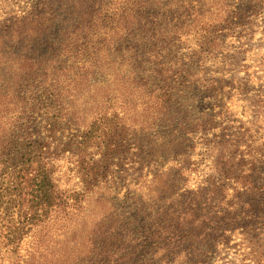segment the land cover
<instances>
[{"label": "trees", "instance_id": "trees-1", "mask_svg": "<svg viewBox=\"0 0 264 264\" xmlns=\"http://www.w3.org/2000/svg\"><path fill=\"white\" fill-rule=\"evenodd\" d=\"M51 2L0 17V264H214L236 230L264 255V143L186 96L192 84L221 100L257 90L243 59L264 1L87 0V30L50 36ZM161 124L181 160L149 177L138 140ZM198 137L235 148L191 188ZM136 171L139 192L117 198Z\"/></svg>", "mask_w": 264, "mask_h": 264}, {"label": "rangeland", "instance_id": "rangeland-1", "mask_svg": "<svg viewBox=\"0 0 264 264\" xmlns=\"http://www.w3.org/2000/svg\"><path fill=\"white\" fill-rule=\"evenodd\" d=\"M34 2L35 0H0V17L6 16L10 12L23 14L31 9ZM51 3H53L55 22L51 23L48 29V34L50 36H53L55 32L60 33L61 30L72 24L76 25L73 26L75 28L79 27L80 30H87V0H52ZM81 17H83V19ZM17 44H21V42ZM4 45L7 44L0 45V48L4 47ZM248 48L249 50L247 54H245L243 63L249 66V70L252 74V86H255L257 90H252V93H243L236 88L233 89L231 93L226 94L225 98L221 100L220 98L218 99V96L215 94L211 92L207 93L206 90L199 89L198 87L195 88V85L192 84V86L188 87L189 89L186 91V96H188L187 103L193 113L201 116L210 110H224L227 123L230 122V124L234 125L231 129L234 130L235 126L241 127L242 132H245L247 136L250 135L260 144L264 143V107L256 108L253 104L254 102L249 99V96L262 95L264 100V21L255 39ZM18 50L19 45H16V47L13 48L16 55H18ZM0 60H2L1 57ZM11 61L12 60L9 59V62ZM216 66L217 65H214L212 69H216ZM208 74H215V71L210 70ZM240 74L245 75L246 72L242 71ZM216 93L220 96L219 92ZM83 97H85L83 94L82 97L78 94L76 96L75 103L76 105H80L78 112L83 108L80 114L85 113L84 107L87 105V101H82ZM223 102L224 104L222 106L221 104ZM83 121L87 123V114H85ZM44 122L45 115L40 113H38L33 120V129L38 131L41 137L45 134L43 130ZM73 123L72 126L74 127ZM140 135L142 136L138 142H140L142 148V159L146 164L144 167L145 173L147 172L149 177L153 176L152 168L167 170L168 168L176 166L181 160V156L174 155V152L170 149L172 142L171 137H173L170 126L161 124L149 137H147L146 134ZM35 136L38 135L35 133ZM210 139H212V133H210ZM234 148L235 145L231 143V141L218 144H214L213 142L208 146L198 137L196 147L192 152L193 159H195L196 162L194 166L198 169L190 172L187 186L193 188L208 174L213 173L219 166L222 158L232 155V149L234 150ZM148 161H150V165H147ZM63 164L64 167L62 169L66 170L67 163L65 164L64 161ZM137 164L139 165V162ZM262 170H264V164L262 165ZM138 174L139 173L136 171L130 176L128 181L118 179V182L114 183V192L117 198L121 196L127 198V195H130L129 191H131V196H135L139 192L140 188H138V186H140L143 181L138 180ZM74 182L75 180L72 178L70 184ZM134 198L135 197H132V200ZM33 239L34 237L29 235L23 240L22 252L24 254H27V250L30 248ZM253 245L251 235H248L242 230H236L232 234L230 243H220V252L214 264H257V260H260V264H264V255L257 254V257H251L254 254L251 250Z\"/></svg>", "mask_w": 264, "mask_h": 264}]
</instances>
